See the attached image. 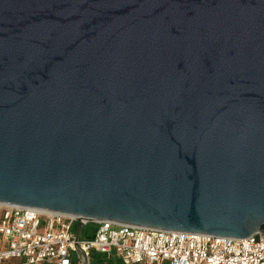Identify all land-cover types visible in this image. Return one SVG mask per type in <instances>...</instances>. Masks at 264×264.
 <instances>
[{"label":"water","instance_id":"obj_1","mask_svg":"<svg viewBox=\"0 0 264 264\" xmlns=\"http://www.w3.org/2000/svg\"><path fill=\"white\" fill-rule=\"evenodd\" d=\"M0 202L264 235V0H0Z\"/></svg>","mask_w":264,"mask_h":264},{"label":"built area","instance_id":"obj_2","mask_svg":"<svg viewBox=\"0 0 264 264\" xmlns=\"http://www.w3.org/2000/svg\"><path fill=\"white\" fill-rule=\"evenodd\" d=\"M82 221L95 229L77 239L75 215L0 202V264H83L93 252L124 264H264L262 233L240 238Z\"/></svg>","mask_w":264,"mask_h":264},{"label":"rangeland","instance_id":"obj_3","mask_svg":"<svg viewBox=\"0 0 264 264\" xmlns=\"http://www.w3.org/2000/svg\"><path fill=\"white\" fill-rule=\"evenodd\" d=\"M94 229H95V225L94 224H88L87 226L85 225L84 236H86L88 233L92 232ZM98 254L99 255L96 256V259H101L102 261H104L105 259L108 258V256L106 254H103V253L102 254L98 253ZM112 263L113 264H124L123 260L121 258H119V257H114V261Z\"/></svg>","mask_w":264,"mask_h":264},{"label":"crops","instance_id":"obj_4","mask_svg":"<svg viewBox=\"0 0 264 264\" xmlns=\"http://www.w3.org/2000/svg\"><path fill=\"white\" fill-rule=\"evenodd\" d=\"M99 255L98 252H93L92 255L89 257V262L88 263H83V264H113L112 262L114 261V257L110 258L108 257L104 261L101 259H96V256ZM97 262V263H96Z\"/></svg>","mask_w":264,"mask_h":264},{"label":"trees","instance_id":"obj_5","mask_svg":"<svg viewBox=\"0 0 264 264\" xmlns=\"http://www.w3.org/2000/svg\"><path fill=\"white\" fill-rule=\"evenodd\" d=\"M91 235H92V232L88 233L86 236H91ZM86 236H85V237H86Z\"/></svg>","mask_w":264,"mask_h":264}]
</instances>
